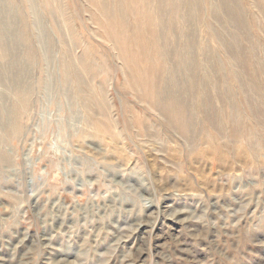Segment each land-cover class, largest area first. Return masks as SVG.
Instances as JSON below:
<instances>
[{
  "label": "rangeland",
  "instance_id": "obj_1",
  "mask_svg": "<svg viewBox=\"0 0 264 264\" xmlns=\"http://www.w3.org/2000/svg\"><path fill=\"white\" fill-rule=\"evenodd\" d=\"M0 264H264V0H0Z\"/></svg>",
  "mask_w": 264,
  "mask_h": 264
}]
</instances>
